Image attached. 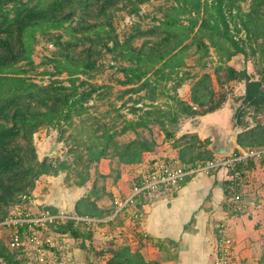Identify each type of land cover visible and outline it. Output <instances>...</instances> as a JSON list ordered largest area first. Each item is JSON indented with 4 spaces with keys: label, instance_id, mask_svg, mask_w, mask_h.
Returning a JSON list of instances; mask_svg holds the SVG:
<instances>
[{
    "label": "trees",
    "instance_id": "16d2710c",
    "mask_svg": "<svg viewBox=\"0 0 264 264\" xmlns=\"http://www.w3.org/2000/svg\"><path fill=\"white\" fill-rule=\"evenodd\" d=\"M150 1L0 0V223L17 207L32 216L60 212L50 207L35 214L23 203L32 198L41 176H57L61 172L72 171L67 162L38 161L34 135L41 128L55 127L60 141L66 132L64 126L71 127L75 117H80L83 123L84 133L80 138L90 132L86 138L91 141L80 144L74 143V139L72 141L76 164L81 162L78 165H82L85 171L80 174L81 180L75 182L78 188L87 186L90 170L101 160L116 158L122 165H138L143 163L146 153L157 147L154 139L144 136L119 143V134L139 127L149 132L157 129L166 138H175L182 119L202 117L219 110L226 101L223 88L233 81L244 83L242 106L235 117V127L244 130L239 135L238 144L244 150L264 148V124L257 122L251 129L247 120L250 115L255 118V115L264 114V0H250L247 13L241 6V2L247 0H165V5L160 8L163 19L159 26L146 31L137 27L138 34L120 40L114 26L115 12L124 10L129 16H138L141 7ZM37 33L56 47V74L67 73L68 86L60 80L47 85L38 84L29 76L35 66L32 54ZM148 35L159 38L153 42L145 40L140 46L134 45L136 39ZM194 47L195 52L190 53ZM211 49L218 57L213 74L220 91L215 90L213 74L209 72L211 66H207L205 61ZM189 53L198 56L197 66L204 70L201 75L192 76L190 71H184L189 67L186 62ZM106 54L112 55L115 73L124 77L117 80L118 83L134 86L130 92L146 90L150 94L149 99L157 103L149 106V110L141 109L143 112L135 120H125L120 132L115 125L109 127L99 118H92L94 123L89 124V101L95 95L102 100L112 89L110 84L90 82L93 75L102 73L104 65L101 59ZM238 55L256 58L255 76L246 69L237 70L230 65ZM81 76L85 77L84 80ZM188 79L195 80L190 103L177 96L178 88ZM163 82L176 83L171 88L173 96H168ZM160 96L168 97L174 104L160 105L156 102ZM137 111L134 110L135 114ZM83 115L88 118L83 120ZM210 144V140L202 141L197 134H192L184 144L175 143L174 148L179 152L181 165L191 168L215 159L216 155L209 149ZM255 167L256 160H249L238 164L234 170L223 169L228 177L224 181L227 195L229 188L236 185L234 182L240 180L235 178V173L240 172L243 178ZM96 175L97 179L99 175ZM233 189L240 191L236 187ZM103 196L108 194L105 188H99L96 180L90 194L76 202L73 214L97 221H57L55 234L73 238L86 251L93 247L98 230L113 234L123 224L121 214L110 220L118 210L119 200L111 209L100 208L96 201ZM145 202L142 198L137 208ZM26 230L21 227V231ZM7 239L4 228L0 227V259L4 264H30L27 252L11 249ZM138 239L136 237L135 242ZM101 251L104 255L109 254L104 256L105 264H159L145 259L129 240H122Z\"/></svg>",
    "mask_w": 264,
    "mask_h": 264
},
{
    "label": "rangeland",
    "instance_id": "374dc122",
    "mask_svg": "<svg viewBox=\"0 0 264 264\" xmlns=\"http://www.w3.org/2000/svg\"><path fill=\"white\" fill-rule=\"evenodd\" d=\"M250 3H251L250 0L241 2L243 12L245 13L249 12ZM163 5H165V0H151L150 2H148L147 4L141 7V11L138 16L136 15L129 16L127 11L124 10L116 11L115 16L113 18L114 26L116 28V35L119 37L120 40L123 41L127 39L131 34H135V33L138 34L136 31L137 27H139L141 31H146L151 29L152 27L159 26L160 21L163 19V14L160 12V8ZM103 35L105 34L103 33ZM244 35L245 34H243V36ZM158 38L159 36L157 35H148L147 37L136 39L134 41V45L140 46L145 40L146 42L147 41L153 42L156 41ZM66 39L67 37L65 38V40ZM36 40L37 42L35 41L34 52L32 54V58L35 66L33 69H31L29 76L32 77V79L38 84L47 85L53 82L54 80H60L64 83V85L68 86L69 76L67 75V73H63L59 76H57L56 74V72L58 71L56 67L57 63L55 61L56 58L58 57L54 55L55 51L57 50L56 47L50 41L43 38V36H41L40 33L36 34ZM189 52L194 53L195 47L191 49ZM190 53L189 56L188 55L186 56V62L189 67L186 68L184 71H190L192 76L195 74L201 75L204 72V70H202L200 66H197L198 56L197 55L191 56ZM217 59L218 57L215 50L211 49L209 57L205 59V61L207 62V66H211V70H209L210 74L214 73V67L217 64ZM101 63H103L104 65V67L101 68L102 73L93 75V79H91L90 82L95 85L110 84L112 89L102 100H99L98 95H95L94 99L89 101L87 105L89 112L88 116L89 118H91L89 124L93 125L94 119L92 118H99L101 119L102 123H107L109 127L115 125L116 130L120 132L123 126L125 125V120H135L137 116L143 112L142 110H149V106H151L155 102L149 99L150 94L146 90L139 93L130 92V90H132L134 86H123L117 82V80H123L124 77L121 73H115V69L112 68V66L116 65L112 61V55L106 54L101 59ZM255 63H256L255 57L245 58L242 55H238L234 57L230 65L236 68L237 70L246 69L250 75L255 76L256 74ZM80 78L84 80L85 77L81 76ZM213 79H214L215 90L220 91L221 88L218 85L214 74H213ZM194 81L195 80L192 81L191 79H188L187 82L177 90V96L181 100L186 101L187 103L191 102V89ZM162 84L166 86V90H168V96H173L174 92L171 90V88H173L176 83L163 82ZM223 89L224 92L226 93V101L221 108H222V113L225 114L227 118L224 116L220 120L221 121L227 120L228 123L229 121H231L233 126V127L231 126V130L228 131L224 130L225 132L222 135L223 138L221 141L224 144H227L230 141H236V140L238 141L239 135L244 132L242 128L235 127L236 125L235 117L242 106L241 98L244 95V83L233 81L230 82ZM100 92L102 93V91ZM156 102H158L160 105H165L166 103L170 105L174 104V102L166 96L158 97ZM221 108L219 110H221ZM133 109L138 110L136 114ZM83 116H82L83 120H85V118H88L87 115H83ZM121 116H123L124 119ZM247 118H248L247 119L248 122L250 123L251 129L254 128L257 122L264 124V114L255 115V118H253V116L250 115V117L248 116ZM95 125L97 126V124ZM178 127H180V130L178 131V134H176L175 138H166V135L157 129H154V131L149 132L148 130L137 127L134 129H129L125 133L119 134L117 136V141L119 143L124 144L133 141L141 136H144L148 139H154L157 143V147L155 148L154 151L145 154L143 161L145 162L147 155H151L153 157L152 158L153 160L155 158L162 157L163 155L165 156V150H164L165 148L171 147L172 149H175L174 148V146H176L175 143L180 142V144H184V142H187L188 137L194 134L195 130L198 129V124L195 123V121H193V118L182 119ZM168 128L172 129L171 126H169ZM63 129L66 130V132L63 135V139L58 141V139H60V135L57 128L55 127L41 128L34 135V144L37 149L38 161L42 162L48 159L49 162L52 160L58 161V163L67 162L69 165L72 166L71 169L72 171L67 173L61 172L57 176H50V175L41 176L40 179L37 181L36 188L32 194V198L27 202L23 203V206L28 207V210H30L35 214L44 212L46 208H50V207L55 210H60L61 208V210L63 211L65 209L64 208L65 204L62 202L64 197L66 200H68L70 198H75L77 196L78 197L80 196L79 198L80 200L81 198L90 194L93 184L97 180L99 188H105L108 194V196H103L101 199L97 200L96 201L97 205L100 208H108V209L113 208V205H115L116 200H120L118 199L120 197L114 194L112 188L113 190L114 189L117 190V188L120 186L119 183H121V185L124 187L128 183H133L135 177L129 176L130 173L128 171V168L134 165L130 166V165L119 164L116 158L103 159L100 161L97 167H95L96 165H94L93 168L90 170L91 176L87 186L84 188L76 187L75 182L81 180L80 174L81 172L84 173L85 171H83L82 165H78L81 164V162H78V164H76L77 162L76 153H74L75 149L74 147H72V141L74 139L76 141L73 142L78 144L85 141L91 143V141L88 138H86L87 134H89L90 132H87V134L84 135V138H80V136L84 133L83 123L80 122V117L74 118V123L71 127L65 125ZM100 134L101 133H99V135ZM207 135H208L207 139H201V140L202 141L210 140L212 144L215 135L214 132H208ZM185 136L186 137L188 136L187 139L185 138ZM178 157H179V152H178ZM178 160L180 162L179 158ZM256 163H258V170L247 176V181L250 182L249 183L250 185L242 178L238 181L239 185H234L229 188V192L227 196L230 202L231 199L235 197V195L239 196V199L236 200L234 203L235 205L241 206V203L245 200L244 195L246 194L249 195L248 197L250 198L253 197L254 199L257 195L260 196V198L264 196L263 166H261L262 163H260L259 161ZM96 174L99 175L97 179H96L97 177ZM67 182H69V184ZM234 187L238 189L241 188V191L237 192V189L236 190L233 189ZM123 190L128 191L129 189L126 187ZM235 191L237 193H235ZM110 195L113 198L110 197ZM92 200H95V198H92ZM227 209H228V205L227 208H225V211H227ZM18 210H20V207L15 208L14 212H17ZM230 215L231 213L229 215L226 214L225 218L227 217L230 218ZM128 223L129 226L132 227L133 224L130 221ZM130 232H132V229ZM5 233L8 234L9 231H5ZM104 233H106L104 229L98 230L96 232L94 244L93 247L91 248L94 249L95 254L100 257V261L102 260L101 255H104L101 250L108 249L109 247L113 246L115 243L117 244L121 243L123 238L122 233H119L118 229H116V231L113 234H109L110 236L104 235ZM146 240L147 239H144V241ZM77 246L80 247L78 244ZM96 248L98 249L96 250ZM108 255L109 254L106 253V256ZM27 256L30 264H36L35 258H32L29 255ZM54 257L56 258V255L54 253H49V261L54 262L55 260ZM0 264H4L3 260L1 259H0Z\"/></svg>",
    "mask_w": 264,
    "mask_h": 264
},
{
    "label": "crops",
    "instance_id": "0c3cea01",
    "mask_svg": "<svg viewBox=\"0 0 264 264\" xmlns=\"http://www.w3.org/2000/svg\"><path fill=\"white\" fill-rule=\"evenodd\" d=\"M224 116L226 117L221 108L214 113L193 118L198 124L194 134L200 139H207L208 132H216L222 138L224 132L231 130L232 126L231 121L228 123L227 120H220ZM179 130L180 127L177 134ZM164 150L165 156L159 159L179 162L177 150L171 147ZM152 158L151 155H147L145 162L128 168L129 176H134L135 180L125 187L119 183L117 190L112 188L114 194L120 197L118 199H123L134 184L141 180L142 172L155 160ZM259 162L262 163L264 171V160ZM257 170L258 163L255 169L244 175L243 180L249 184L247 176ZM226 174L227 171L222 170L210 175L188 178L170 199L155 203L149 201L148 204H144L146 218L142 222L132 218L131 210L122 213L123 224L118 227V232L123 235L122 240H129L145 259L158 261L159 264H215L217 228L220 223L225 222L234 241L232 263L264 264V196L260 198L257 195L254 199L246 194L241 206L235 205L232 199L229 201L226 193L224 185L228 178ZM234 183L239 185L238 181ZM126 187L128 191L123 190ZM239 189L241 191V188ZM79 198L80 196H77L66 200L64 197L62 202L65 209L62 211L60 208L59 211L73 214ZM227 205L228 209L225 211ZM230 213V218H225L226 214ZM129 221L133 224L132 227L129 226ZM131 229L133 232H130ZM109 234L111 233H104L107 236H110ZM136 237L139 238L137 242ZM143 238L147 240L144 241ZM71 241L73 249L71 248L70 256L73 264H105L106 255H101L100 261L94 249L86 251L78 247L73 238ZM55 255L54 262L63 259L61 254Z\"/></svg>",
    "mask_w": 264,
    "mask_h": 264
},
{
    "label": "built area",
    "instance_id": "2783aa9c",
    "mask_svg": "<svg viewBox=\"0 0 264 264\" xmlns=\"http://www.w3.org/2000/svg\"><path fill=\"white\" fill-rule=\"evenodd\" d=\"M263 158L264 148L235 151L230 156H216L215 159L205 164H198L191 168H185L175 160L157 159L145 168L141 180L134 184L123 199L119 200L118 210L110 220L115 218L117 214L131 210L132 218L137 222H142L146 218L144 204H148L149 201L155 203L170 199L175 192L180 190L188 178L210 175L219 169L234 170L240 163L249 160L260 161ZM235 178L241 179L240 172L235 173ZM142 198L146 202L142 208H137V204ZM238 199L239 196L235 195L232 201L235 203ZM66 220L76 222L97 221L66 212L32 216L30 213L24 214L18 210L1 222L0 227L4 228V231H9L7 234L8 246L13 250H24L27 255L35 258L36 264H68L72 258L70 256L71 248L73 249L71 238L62 234H55L58 229L56 222ZM21 227L26 228V232L21 231ZM217 230L215 264H233L234 241L230 236V229L225 222H222L218 225ZM49 253L61 254L63 259L53 263L49 261ZM71 264L73 263L71 262Z\"/></svg>",
    "mask_w": 264,
    "mask_h": 264
},
{
    "label": "water",
    "instance_id": "95a60500",
    "mask_svg": "<svg viewBox=\"0 0 264 264\" xmlns=\"http://www.w3.org/2000/svg\"><path fill=\"white\" fill-rule=\"evenodd\" d=\"M214 139L212 141V144L210 145L211 151L216 156H229L232 155L236 150L242 151L241 147L238 144V141H230L227 144H224L221 140L219 134L214 132Z\"/></svg>",
    "mask_w": 264,
    "mask_h": 264
}]
</instances>
